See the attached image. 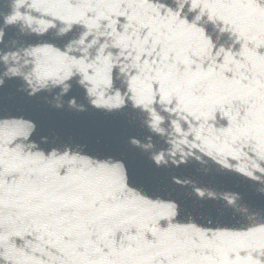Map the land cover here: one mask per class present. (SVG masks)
<instances>
[{"label":"water","instance_id":"95a60500","mask_svg":"<svg viewBox=\"0 0 264 264\" xmlns=\"http://www.w3.org/2000/svg\"><path fill=\"white\" fill-rule=\"evenodd\" d=\"M239 2L264 10V0ZM161 5L176 10L173 0H0V55L8 52L11 62L15 51L22 73L33 66L23 63L32 59L25 55L28 43L54 39L55 55L73 38L74 49L91 44L89 61L101 48L110 58L112 87L105 90L106 99L119 91L127 102L133 81L137 88L150 85V108L164 118L163 134L157 135L145 124L149 111L130 105L111 112L93 108L75 80L64 106L56 108L45 101L54 93L29 97L20 78L6 79L0 88V264H264V192L259 191L264 185L244 176L253 165L264 168V149L253 151L258 143L253 137L264 136L260 18L253 8L237 10L246 21L244 36L218 34L202 21L215 45L212 58L188 53L192 63L185 64L177 59L180 41L168 39L171 33L152 12ZM14 13L24 19L7 24ZM54 16L73 22L72 32L55 37L49 29L37 37L20 31H28L27 19L32 27L40 20L56 23V30L67 27ZM221 47L224 53L217 57ZM165 93L172 103L163 107L182 100L191 112L205 115L200 120L187 111L169 115L160 103ZM71 96L87 110L69 108ZM33 121L36 131L26 139L21 133ZM172 121L186 135L177 133ZM201 126L209 145L194 140ZM149 135V151L129 143L135 138L145 145ZM44 136L47 143L31 146L32 139ZM233 136L241 139L232 144ZM183 139L213 156L199 150L189 156ZM67 145L73 149L63 158ZM237 148L234 156L227 155ZM162 152L165 159L170 152L179 159L183 152L188 163L157 166L150 154Z\"/></svg>","mask_w":264,"mask_h":264},{"label":"clouds","instance_id":"9594fccd","mask_svg":"<svg viewBox=\"0 0 264 264\" xmlns=\"http://www.w3.org/2000/svg\"><path fill=\"white\" fill-rule=\"evenodd\" d=\"M173 3L176 5V10L173 11L171 8L163 7H152V12L155 13V17L159 20L171 33L168 36V39H178L180 41L181 47L177 52V59L185 64H191L192 61L189 59L188 53H191L194 56L200 57L201 59H211L212 51L215 45L213 44L212 37L207 34L205 28L202 26L201 22L206 21L213 25L214 31L218 34H223L225 32L232 34H239V36H244L245 31V18L237 14V10L241 8H253L257 12L258 17L260 18V23L258 27L262 32H264V10L255 9L253 5L240 3L239 0H173ZM35 7V5H33ZM39 10V9H37ZM163 11V15H161ZM182 14H184L182 16ZM191 16V20L188 17ZM18 19L23 20L24 17H21L19 13H14L13 15L6 18L5 22L7 24L15 23ZM54 20H58L63 24H66L67 27L60 28L56 30V23L54 22H45L44 20L37 21V27H32L33 21L27 19L28 31L25 32L23 28L20 29L22 34L35 35L37 37H45L50 32L49 29L55 30V37L66 36L69 32H72V23L66 20L62 16H54ZM78 23V21H75ZM219 38V36L217 37ZM248 39L253 42L256 41V36L248 37ZM4 43V34L0 31V44ZM55 40H39L35 43H28V48L25 49V55L31 57V60L25 59L23 61L24 65L31 63L33 66L31 71L27 74L22 73L20 68L17 67L20 63V59L17 56L15 51H12L11 62L9 61V53L4 52L3 55H0V63L3 64L4 70L0 73V88H2L6 79L20 78L23 81L22 89L27 93L29 97L36 96L38 93L47 92L54 93L52 98L49 100L48 97H45V101L53 104L56 108H62L65 104L64 97L72 90L73 84L72 81L75 80L76 85L84 89L85 97L88 101V104L96 109H104L111 112L113 109H124L129 105L133 110L139 111H149L151 120L146 122V126L151 133L157 135L163 134V129L159 127L164 122V118L160 115H157L154 110L150 108V105L154 102V97L150 92V85L145 88H137L135 81H133V86L130 89L132 94L127 97V102L121 98L119 91H116L114 95L108 96L105 98V90L112 87V77H111V68L112 64L109 57L103 56V48L100 49V54L96 56L95 60H88V48L91 47L89 44L87 47H78L72 48L73 38L69 39L66 43L63 44L65 51L60 54L57 53L53 55L54 49L51 45L55 44ZM85 43L84 38L78 40V44L83 46ZM95 43V41H93ZM3 51V49H0ZM69 53H72L71 55ZM224 53L223 47H221L217 52L216 56L219 57ZM77 55L80 56L77 59ZM166 55V54H165ZM227 60V56H225ZM91 70V74L89 73ZM124 71V69H121ZM117 80H119V74H117ZM59 89L58 92L55 90ZM115 103H111V101ZM171 104L172 100L170 95L165 93L161 95L160 103L162 105V110L167 112L169 115L172 113L179 114L181 111L190 112L191 115H194L197 120L201 119V115H196L195 112H191L187 106L184 105L181 100L176 104L175 107L168 108L163 107L165 104ZM67 105L69 108L76 109L78 111H86L87 106L83 103H78L76 96H71L67 100ZM186 119V117H182ZM174 125V130L177 133H181V129L176 125L175 121H172ZM37 124L33 121L30 124V130L27 133H21L25 135L27 139L28 136L36 131ZM204 131L203 126L199 131H195L194 140L201 141L203 145H209L210 140L208 137L203 136L201 133ZM181 135H186L181 133ZM258 141L256 148L264 149V136L256 135L253 137ZM218 140L219 137H216ZM241 139V136H233L231 138V143L235 144ZM152 136L147 137L148 143L145 145L140 144L139 140L135 138H130L129 143L135 147H139L144 151H149L151 148ZM48 137H41L39 141H31L32 147H40L42 143H47ZM247 140L245 139V143ZM180 143L185 144L189 148L188 155H193V150H199L205 152V155L213 156L212 152L205 151V148L201 147V144L195 142L189 144L187 139H183ZM243 145H241L242 147ZM84 146L77 145L76 150L83 151ZM63 158L68 157V152L73 149L71 145H67L64 148ZM52 153L55 154L57 147L51 148ZM239 148L229 151L227 155L234 156L235 152H238ZM217 153H222L223 149L216 147ZM170 159H165L164 153L159 155L150 154V159L154 161L157 166L168 165L171 163L179 167L181 164H187L188 159L185 158L184 153L180 154V158H176L175 152L168 153ZM197 162L203 164L204 162L200 160L198 156L193 157ZM214 158V157H213ZM75 159V157H73ZM264 159V157H262ZM252 171H247L244 173V176L252 181L259 182L261 185H264V179H261L264 176V168H261L257 165L252 166ZM254 173H259L256 175ZM259 191L264 192V187H261ZM200 196H203L202 191L197 190ZM233 201H229V204ZM169 207L174 208L175 205H169ZM175 213L173 212V215Z\"/></svg>","mask_w":264,"mask_h":264}]
</instances>
